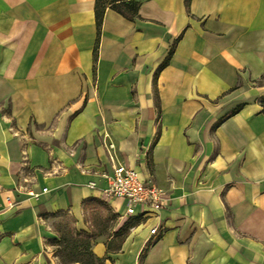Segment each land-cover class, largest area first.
I'll use <instances>...</instances> for the list:
<instances>
[{
    "label": "crops",
    "instance_id": "0c3cea01",
    "mask_svg": "<svg viewBox=\"0 0 264 264\" xmlns=\"http://www.w3.org/2000/svg\"><path fill=\"white\" fill-rule=\"evenodd\" d=\"M96 2L0 0V264H57L51 221L109 184L102 134L151 177L166 231L111 251L113 230L98 259L264 264V0H142L135 22L107 9L95 57Z\"/></svg>",
    "mask_w": 264,
    "mask_h": 264
},
{
    "label": "rangeland",
    "instance_id": "374dc122",
    "mask_svg": "<svg viewBox=\"0 0 264 264\" xmlns=\"http://www.w3.org/2000/svg\"><path fill=\"white\" fill-rule=\"evenodd\" d=\"M142 0H134L141 3ZM220 122L212 127V131ZM147 172L151 173V151L145 156ZM138 165V164H137ZM84 213L78 215H61L51 221L55 238L51 253L57 264H105L93 254V247L98 240H108L117 230L115 240L109 243V250L116 251L127 239L130 230L140 227L139 219H128L124 212L115 205L110 206L103 197L85 202ZM42 213V208H39Z\"/></svg>",
    "mask_w": 264,
    "mask_h": 264
},
{
    "label": "built area",
    "instance_id": "2783aa9c",
    "mask_svg": "<svg viewBox=\"0 0 264 264\" xmlns=\"http://www.w3.org/2000/svg\"><path fill=\"white\" fill-rule=\"evenodd\" d=\"M102 149L106 158L103 164L109 166L111 176L107 188L102 189L101 196L108 202H122L125 205L124 215L128 219H139L140 226L149 228V240L146 245L158 241L165 234V229L160 227L159 213L162 211L163 200L160 191L152 183L151 177L140 167H136L119 159V149L111 134H102ZM150 150H146L145 156ZM38 171H32L24 179L25 184H30L29 178L36 179ZM91 188H97L94 184ZM23 192L30 198L40 200L48 189L42 190L41 194H34L27 189L16 190ZM10 202V200H7ZM151 243V244H152Z\"/></svg>",
    "mask_w": 264,
    "mask_h": 264
},
{
    "label": "trees",
    "instance_id": "16d2710c",
    "mask_svg": "<svg viewBox=\"0 0 264 264\" xmlns=\"http://www.w3.org/2000/svg\"><path fill=\"white\" fill-rule=\"evenodd\" d=\"M140 6L141 3L134 2V0H97L96 8H95V18H96V26L98 30V42L95 49V57L97 56V52H98L99 36L103 25V20L106 10L110 9L111 11L123 17L125 20L129 22H135L139 18ZM261 107L263 108V114H264V100L261 103ZM236 112L237 111H235L233 114H235Z\"/></svg>",
    "mask_w": 264,
    "mask_h": 264
},
{
    "label": "bare ground",
    "instance_id": "6f19581e",
    "mask_svg": "<svg viewBox=\"0 0 264 264\" xmlns=\"http://www.w3.org/2000/svg\"><path fill=\"white\" fill-rule=\"evenodd\" d=\"M51 186H54V185H51ZM131 242H132V240L129 241V244L128 245H130ZM128 245L126 247H128Z\"/></svg>",
    "mask_w": 264,
    "mask_h": 264
}]
</instances>
